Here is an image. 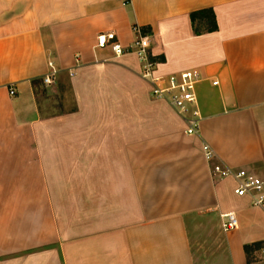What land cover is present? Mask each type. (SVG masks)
Returning <instances> with one entry per match:
<instances>
[{
	"label": "crops",
	"instance_id": "obj_1",
	"mask_svg": "<svg viewBox=\"0 0 264 264\" xmlns=\"http://www.w3.org/2000/svg\"><path fill=\"white\" fill-rule=\"evenodd\" d=\"M207 8L218 28L196 33ZM135 25L157 74H201L198 133L134 54L96 47ZM204 143L264 180V0H0V264H264V205Z\"/></svg>",
	"mask_w": 264,
	"mask_h": 264
},
{
	"label": "built area",
	"instance_id": "obj_2",
	"mask_svg": "<svg viewBox=\"0 0 264 264\" xmlns=\"http://www.w3.org/2000/svg\"><path fill=\"white\" fill-rule=\"evenodd\" d=\"M135 37L128 47L123 46L117 39L115 32H101L97 38L96 47H110L115 56L127 53L134 54L140 61V76L151 85V95L157 99L166 100L180 114L188 128L187 134L194 135L199 131L201 114L196 94L197 84L202 76L196 70H185L172 74H157V63L152 59V36L143 32L138 25L133 27ZM50 73L44 77L45 84H52L57 74L53 61L49 62ZM214 84H217L215 81ZM10 93L15 94L13 88ZM204 156L210 163V171L214 179L233 178L237 183L235 193L239 196H250L255 206L264 205V180L245 169H235L222 163L215 162L216 154L212 147L204 143ZM221 226L224 231L238 227L234 212L221 214Z\"/></svg>",
	"mask_w": 264,
	"mask_h": 264
},
{
	"label": "trees",
	"instance_id": "obj_3",
	"mask_svg": "<svg viewBox=\"0 0 264 264\" xmlns=\"http://www.w3.org/2000/svg\"><path fill=\"white\" fill-rule=\"evenodd\" d=\"M191 18L196 33L212 32L218 28L215 13L211 8L192 12ZM257 246H259V243L246 245V252L249 253L252 248ZM248 260L252 261L249 257Z\"/></svg>",
	"mask_w": 264,
	"mask_h": 264
},
{
	"label": "rangeland",
	"instance_id": "obj_4",
	"mask_svg": "<svg viewBox=\"0 0 264 264\" xmlns=\"http://www.w3.org/2000/svg\"><path fill=\"white\" fill-rule=\"evenodd\" d=\"M202 248H204V247L202 246ZM202 248H201L200 250H198V252H197L196 254H197L198 257H200V258L203 259L204 254L202 253V250H203ZM205 251H206L207 253H209V250H208V249H205Z\"/></svg>",
	"mask_w": 264,
	"mask_h": 264
}]
</instances>
